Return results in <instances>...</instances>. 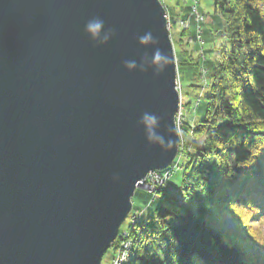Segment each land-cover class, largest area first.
I'll return each instance as SVG.
<instances>
[{"label": "water", "instance_id": "water-1", "mask_svg": "<svg viewBox=\"0 0 264 264\" xmlns=\"http://www.w3.org/2000/svg\"><path fill=\"white\" fill-rule=\"evenodd\" d=\"M97 17L104 45L85 32ZM177 77L161 0H0V264H102L179 154ZM145 112L170 148L147 140Z\"/></svg>", "mask_w": 264, "mask_h": 264}, {"label": "trees", "instance_id": "trees-1", "mask_svg": "<svg viewBox=\"0 0 264 264\" xmlns=\"http://www.w3.org/2000/svg\"><path fill=\"white\" fill-rule=\"evenodd\" d=\"M262 3L264 0H219L215 4L223 21L214 26L211 37H227L232 48L222 49L221 57L208 66L205 45L211 37L207 28L200 61L208 69L209 92L202 94L199 105L197 100L194 106L197 112L205 104L201 121L192 125L186 119L184 123L180 151L189 160L184 164L182 198L162 189L145 220L129 228L134 239L129 264H264ZM167 9L176 19L172 9ZM183 51L181 59L176 50L182 86L186 68H193L195 78L201 74L194 50ZM190 107L189 102L185 108L188 113ZM202 139L204 146L200 147ZM192 147L196 149L194 155L190 152ZM150 196L153 194L138 189L134 198L148 201ZM225 214L232 215L234 230L224 227ZM152 239L165 247L164 260L152 258L148 247Z\"/></svg>", "mask_w": 264, "mask_h": 264}, {"label": "rangeland", "instance_id": "rangeland-1", "mask_svg": "<svg viewBox=\"0 0 264 264\" xmlns=\"http://www.w3.org/2000/svg\"><path fill=\"white\" fill-rule=\"evenodd\" d=\"M164 3L166 4L167 7L171 8L172 11L174 12V14H176V19L174 18V16L171 14V11L169 9H167L166 7V11L167 14L169 12V22H171L170 24L173 23V27H174V31L172 33V35H174V39L177 43L176 46V50H178L179 52V57L182 59L183 58V49L188 51V52H192L193 50V54H194V58L196 60L200 61V53H204V49H202V46L199 47V45H197L195 43V40H191V35H193L196 32L197 29V23H196V19L194 18L193 21L195 22L193 27L188 30V32H184V29L181 26V22L180 19L182 16H185L186 14H188L189 12L192 11V8L194 6V2L193 0H163ZM219 2V0H200L199 3L197 4L198 6V10L200 13H202L206 20L205 23L202 24L203 25V32L205 33L207 28L210 30V36L211 37L214 33L213 28L215 25L218 24L219 21H223L222 17L220 15H218V13L215 11V4ZM163 3V2H162ZM262 6L264 8V4L262 3ZM187 16V15H186ZM168 18V17H167ZM172 26V25H171ZM176 27V28H175ZM190 32L192 34H190ZM185 33V34H184ZM212 33V35H211ZM196 38V37H195ZM181 42V44L179 43ZM199 48L198 50H196L195 48ZM232 48V43L231 41L225 37V36H221V37H216V38H207V43L205 45V53L207 55L208 58V62L207 65L210 66V63L216 59H219L221 57L220 53L222 51V49H226L227 51L230 50ZM175 50V51H176ZM202 60L200 61V72H202V67H203V62ZM206 66V65H205ZM207 69V67H205ZM208 70V69H207ZM194 70L192 67H188L183 71V81L184 84L182 86V101H183V106L184 108H186V104L187 103H191V107H190V113H188L189 116H187V121L189 124H195L198 123L199 121H201V119L204 117V113H205V104L204 102L201 104V106L198 108L197 112H194V106L198 100V98L202 95V94H206L209 92V88H207L208 86H206L205 82L207 81V83H209V78H208V73L206 75H203L201 77L202 74H200V76L198 77H194ZM180 106V105H179ZM187 141L190 142V137H187ZM199 146L203 147L204 146V140H200L199 141ZM190 152H192V154L194 155L196 153V149L194 147H192L190 149ZM189 160V158H187V154L185 153H181V151H179V154L177 156V158L175 159V162H178L180 165L187 163ZM185 168L182 167V169L177 170L172 179L170 180V185L171 187L178 192L183 191V177L185 174V171H183ZM142 190V189H141ZM147 192H150L153 194V196L149 197L148 201H144L140 198L135 197L133 199L134 202V207L133 210L131 211V213L129 214V216L127 217L126 221L123 223V225L120 228V233L118 234V237L116 239L117 240L121 237V235L123 234V231H129V228L132 227L133 224V220H132V215H134V213H136L138 210H144L147 209V211L153 209L152 207L154 206L155 201L157 200V196L155 197V193H153L152 191H148L145 190ZM176 197L178 199L182 198L181 194H176ZM146 211V215L144 213V215L142 216V218H140L138 223H141L145 220L146 216L149 214V212ZM151 213V212H150ZM222 222L223 225L226 229H235L236 227V223L233 220L232 215L230 214H225L222 218ZM115 243V242H114ZM113 243V244H114ZM115 247V246H114ZM133 247H134V239H133ZM148 247L150 249V253L152 255V258L154 260H164L166 254H165V247L161 245V242L157 239H152L149 240L148 242ZM115 255V251L114 248L111 247L104 255L103 257V261L102 264H113V258ZM133 259V252H132V257L130 259V261L127 263L129 264Z\"/></svg>", "mask_w": 264, "mask_h": 264}, {"label": "built area", "instance_id": "built-area-1", "mask_svg": "<svg viewBox=\"0 0 264 264\" xmlns=\"http://www.w3.org/2000/svg\"><path fill=\"white\" fill-rule=\"evenodd\" d=\"M164 4V6L167 8L166 4L164 3L163 0H161ZM200 0H193L194 2V6L192 8V11L189 12L188 14H186L185 16H182L180 19L181 22V26L184 30H190L193 25H194V21L193 19H196V23H197V29L196 32L194 34V36H190L191 40H195V43L197 45H199V47H203V45L205 44V39H204V32H203V25L205 23V16L199 12L198 10V6L197 4L199 3ZM169 12L167 14V17L169 19ZM169 22V20H168ZM171 22H169V26H170V30H171ZM202 23V24H201ZM196 37V38H195ZM208 73L207 69L205 67H202V72H201V77L203 75H206ZM206 86H208L207 81L205 82ZM177 87L179 89L180 92V106H179V111L176 114V124H177V128L179 130L180 133V137H181V142L184 141L183 138V127H184V123L187 119V115L188 112L187 110L184 108L183 104V97H182V84H181V79H180V75H179V71H178V77H177ZM200 100H198L197 102V106L199 105ZM181 146V145H180ZM182 167H184V164L180 165L178 162H174L172 163L171 166H169L168 168H166L165 170L159 171V170H155V171H151L149 172V174L147 175L145 182L147 184L150 185L151 191L155 194L158 195V193L162 190V189H167L175 194H180V192L175 191L171 185H170V180L172 179L174 173L177 170L182 169ZM155 195V197L157 196ZM147 209L141 210V211H137L136 213H134V215H132V226L137 224L140 220V218H142V216L144 215V213H146ZM114 247V251H115V255L113 258V264H127L131 257H132V252H133V240L130 238V232L129 231H123V234L121 235V237L119 238V240L117 241V243L115 244Z\"/></svg>", "mask_w": 264, "mask_h": 264}, {"label": "clouds", "instance_id": "clouds-1", "mask_svg": "<svg viewBox=\"0 0 264 264\" xmlns=\"http://www.w3.org/2000/svg\"><path fill=\"white\" fill-rule=\"evenodd\" d=\"M85 32L92 38V40L97 45H104L109 42L115 32L113 29H106L105 22L100 18H93L87 22L85 25ZM138 41L141 45H148L149 43L155 42V38L151 32H146L143 35L138 37ZM168 58L157 49L152 55V63L159 65L162 60H167ZM124 65L129 70H134L137 68V63L135 60H125ZM159 123V118L152 113L145 112L141 119L140 124L143 126L146 134V138L150 143L158 144L161 147L172 146L170 136L168 139L163 135H157L155 128ZM173 131V129L171 130ZM158 142V143H157Z\"/></svg>", "mask_w": 264, "mask_h": 264}, {"label": "bare ground", "instance_id": "bare-ground-1", "mask_svg": "<svg viewBox=\"0 0 264 264\" xmlns=\"http://www.w3.org/2000/svg\"><path fill=\"white\" fill-rule=\"evenodd\" d=\"M150 191H151V188H150ZM133 210V209H132ZM131 238V237H130ZM132 239V238H131ZM133 240V239H132Z\"/></svg>", "mask_w": 264, "mask_h": 264}]
</instances>
